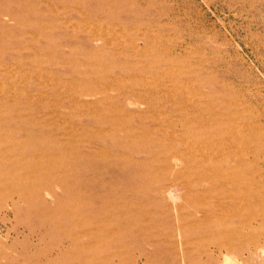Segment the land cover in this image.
I'll list each match as a JSON object with an SVG mask.
<instances>
[{
    "label": "rangeland",
    "instance_id": "rangeland-1",
    "mask_svg": "<svg viewBox=\"0 0 264 264\" xmlns=\"http://www.w3.org/2000/svg\"><path fill=\"white\" fill-rule=\"evenodd\" d=\"M110 82L108 100L101 102L97 91ZM160 82L172 101L152 97ZM119 90L130 98H119ZM140 96L164 109L152 112L138 101ZM197 102L205 109L211 103L221 120L218 130L230 138L224 141H234V155L227 161L236 167L237 155L245 149L246 171L250 177L261 171L264 191V0H0V264H66L69 252L64 250L70 244L62 237L85 229L82 220H66L63 213L74 206L65 189L56 181L41 186L23 166L32 154L14 147L28 138L25 133L9 135L23 117L34 118L35 127L42 125L57 148L99 127L108 131L109 124H99L104 115L113 118L106 107L128 115V126L139 132L155 129V139L168 141L163 131L170 129V111ZM11 106L18 109L12 112L18 117L14 120L7 119ZM155 112L162 113L159 120H153ZM211 166L227 168L217 162ZM152 169L162 185L184 181L176 173L185 169L184 163L170 171L155 163ZM19 187L35 188L43 206L56 212L54 220L42 224L29 216L27 203L13 192ZM211 187L206 183L198 188ZM187 194L185 187L174 200L166 194L164 203L170 208L159 212L162 224L152 232L154 247L144 241L121 264H136L134 258L144 253L151 255L150 261L137 264H224L226 259L225 264H264V204L253 208L258 216L248 220L250 228L240 243L202 252L197 242L201 235L190 227L196 220L192 213L198 214L193 211L199 209L198 193L190 192V199ZM63 196L66 203H58ZM204 201L203 211L214 206L213 197ZM180 206H188L184 212L191 215L183 220L186 234L169 229L181 223ZM75 211L78 217L84 214ZM236 223L225 219V225Z\"/></svg>",
    "mask_w": 264,
    "mask_h": 264
},
{
    "label": "bare ground",
    "instance_id": "bare-ground-1",
    "mask_svg": "<svg viewBox=\"0 0 264 264\" xmlns=\"http://www.w3.org/2000/svg\"><path fill=\"white\" fill-rule=\"evenodd\" d=\"M126 15L127 13L125 17ZM110 85L111 82L108 85H101L98 89L97 93L101 95V102L108 100L107 92L112 87ZM162 85L160 82L159 88L155 92H151L152 97L154 99L157 97L159 99L168 98L172 101L169 96L170 91L164 89ZM119 92V98L129 99L131 96L122 90ZM150 99L145 101L140 96L138 101L145 102L152 112L156 108L164 109L160 105L153 107ZM181 104L177 110L175 107V109L169 110L168 116L171 119L166 121L170 123L171 131L169 129L164 132L162 128H159L163 134L167 135L168 141L155 139L157 135L155 129L139 132L128 126L126 119L129 116L123 115L122 110L114 107H106V112L113 115L112 119L106 115L102 118L100 115L102 119L99 120V124H109L110 129L108 131L99 127L92 134L85 133L79 138L71 137L70 143L64 144L62 148H57V143H55L52 135L46 132L45 128L41 127L42 125L40 127L33 126L36 124L34 118L25 116L24 119H21L23 121L19 126L9 130L10 136L25 133L28 138L26 142H19L14 147L22 153L32 154L30 161L23 164L28 175L39 179L42 182L41 186L48 187L53 183L52 181H56L62 186L68 194V198L70 196L72 200L70 205L74 206V208L71 207L63 213L67 219L63 218L75 223L82 220V224L85 225L83 231L68 233L62 237L70 244V249L64 250L69 252L65 261L66 264H121L125 257L130 252H135V249L140 247L144 241L153 246L152 232L162 224L159 212L170 208L168 204L164 203V198L168 193L170 198L174 200L178 196V189L182 187H185L188 192L186 198L192 191L198 193L199 209L193 210L194 213L198 214L192 213L193 216H196V220L192 221L190 227L193 232L201 235L197 242L200 244L202 252L211 247L219 250L228 249L233 243H240L245 237L244 230L250 224L248 220L258 216L253 208L259 207L260 209L264 204V191L260 183L262 173L256 171L251 177L248 175L245 149L238 151L237 157L239 156V158L235 164L236 167L228 162L229 159L227 161V158L234 155L235 143L234 141L232 143L224 141L229 137L227 138L225 132L218 130L221 120L220 118V121L217 120L219 115L214 114L210 106L211 103L206 109L205 105L203 108L198 102L192 106ZM96 107H93V111L100 112V107ZM11 109H9L10 115L7 116V119L14 120L17 115L12 112L18 109L13 106ZM165 112L167 111L165 110ZM152 115L153 120H159L162 113L156 114L155 112ZM139 116L145 117L142 114ZM171 116L176 117L172 118ZM95 138H99L105 143L98 145L93 141ZM178 143L180 147L176 146ZM83 145L84 149H82ZM138 154H142L143 157H138ZM198 159H202L203 162L198 161V163ZM213 162H217L218 165L226 164L227 168L214 169L211 166ZM155 163L159 164L161 168L164 167L165 171L177 169L179 163H184L185 169L176 172L181 174L184 181L176 182L173 180L167 185H162L161 181L154 179L157 178L152 169ZM56 167L61 172H58V169L54 171ZM40 177L43 178L40 179ZM44 177L46 180L42 181ZM206 183L212 186L211 190L198 188ZM13 192L18 194L20 200L27 203L29 216L39 219L42 224L54 220L55 211L53 212L51 208L43 206L35 188L19 187L14 188ZM209 196L213 197L214 206L203 211L201 206H204L203 201ZM57 201L63 204L67 199L65 200L63 196ZM40 203L45 211L40 209ZM76 208L84 213L82 217H78ZM187 208L188 206H180L182 214H180L178 221L181 223L176 227L170 226L171 231L176 230L186 234L187 230L183 227V220L191 216L184 212ZM188 210L190 211V209ZM226 218L235 219L237 223L225 225ZM183 233L181 234L183 235ZM186 241L188 242V240ZM195 241L193 240V242ZM127 258L129 257L127 256ZM142 259L149 262L151 255L144 253L140 257L134 258V261L137 264ZM187 260L192 261L191 257H187Z\"/></svg>",
    "mask_w": 264,
    "mask_h": 264
}]
</instances>
